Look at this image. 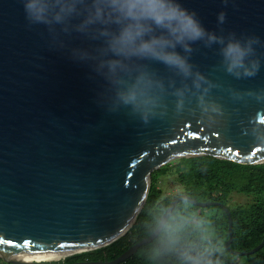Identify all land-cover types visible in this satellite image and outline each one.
<instances>
[{
	"label": "water",
	"instance_id": "obj_1",
	"mask_svg": "<svg viewBox=\"0 0 264 264\" xmlns=\"http://www.w3.org/2000/svg\"><path fill=\"white\" fill-rule=\"evenodd\" d=\"M180 3L195 11L207 30L255 36L264 45V0ZM222 11L226 20L219 24ZM91 47L75 34L53 39L44 26L28 25L21 0H0V258L8 263H124L160 236L159 227L112 261L16 259L80 249L78 254L103 247L81 248L117 241L144 208L154 171L175 160L213 156L264 164V146L248 134L264 102L242 95L264 90V46L256 47L261 59L257 75L235 79L221 67L219 46L194 44L190 62L217 85L208 99L221 106L223 115L208 121L195 100L177 114L170 97L167 115L148 125L126 109L114 110L104 80L90 63L74 57V49ZM152 67L180 85V78L162 64ZM184 199L199 207L224 208L231 253L250 255L264 248V240L249 252L232 248V213L220 202L181 194L169 212Z\"/></svg>",
	"mask_w": 264,
	"mask_h": 264
},
{
	"label": "clouds",
	"instance_id": "obj_2",
	"mask_svg": "<svg viewBox=\"0 0 264 264\" xmlns=\"http://www.w3.org/2000/svg\"><path fill=\"white\" fill-rule=\"evenodd\" d=\"M21 2L29 26H44L53 39L75 34L91 42L90 49H74V57L90 63L104 80L112 93L114 110L126 109L144 125L167 115L170 97L177 114L195 100L201 116L208 121L223 115L221 106L208 99L210 89L217 85L190 62L194 44L219 46L221 67L235 79L255 77L261 67L256 47L264 45L258 37L217 35L207 30L197 13L183 7L180 0ZM217 20L223 24L226 13L220 12ZM154 63L180 78V85L166 80L152 67ZM242 95L264 102V90ZM250 125L249 136L256 145L264 146V112H258ZM183 205L187 209L190 202L184 199ZM157 211V225L167 253L176 255L180 264H213L211 256L220 249L212 246L211 234L204 230V221L196 213H170L166 207ZM189 231L200 233V245L185 242Z\"/></svg>",
	"mask_w": 264,
	"mask_h": 264
},
{
	"label": "trees",
	"instance_id": "obj_3",
	"mask_svg": "<svg viewBox=\"0 0 264 264\" xmlns=\"http://www.w3.org/2000/svg\"><path fill=\"white\" fill-rule=\"evenodd\" d=\"M168 178L181 187L179 195L187 194L202 202H220L229 207L234 222L233 249L249 252L263 242L264 164H241L213 156H201L178 159L154 171L147 202L127 234L106 247L75 254L66 261H112L138 241L149 237L158 227L157 210L160 207L168 208L174 198L166 197L160 187V183ZM236 195L248 197L250 201L244 204L234 202ZM178 210L185 215L194 212L204 221L203 227L211 234L212 246L220 249L211 256L213 264H264V248L243 256L227 249L226 242L230 238L229 216L223 207H199L190 202V207L185 209L182 201L173 212ZM185 242L200 245V233L189 231L185 234ZM1 263L11 264L0 258ZM121 264L180 262L176 255L164 250L160 234L155 241L142 246L134 256Z\"/></svg>",
	"mask_w": 264,
	"mask_h": 264
},
{
	"label": "bare ground",
	"instance_id": "obj_4",
	"mask_svg": "<svg viewBox=\"0 0 264 264\" xmlns=\"http://www.w3.org/2000/svg\"><path fill=\"white\" fill-rule=\"evenodd\" d=\"M133 223L126 229L124 230L118 238L124 236L127 234V232L130 230V228L132 227ZM116 239H112L108 242H105L101 245H93V246H89V247H84V248H81L82 250L83 249H96V248H99L100 247H104L106 245H108L109 243L115 241ZM80 249H74V250H70V251H66V252H60V253H54V254H48V255H42V256H36V257H30V258H24V259H16L14 256H12L14 259L16 260H20V261H26V262H33V261H47V260H53V261H56V260H59L61 259L62 257L64 256H67V255H70L72 253H75L76 251H79Z\"/></svg>",
	"mask_w": 264,
	"mask_h": 264
},
{
	"label": "rangeland",
	"instance_id": "obj_5",
	"mask_svg": "<svg viewBox=\"0 0 264 264\" xmlns=\"http://www.w3.org/2000/svg\"><path fill=\"white\" fill-rule=\"evenodd\" d=\"M177 161V160H175ZM173 161V162H175ZM171 162V163H173ZM160 187L164 190V195L167 197V196H171V197H176L178 196L179 192L181 191V187L174 184L173 181H172V178H168L167 180L164 179L161 183H160ZM178 194V195H177ZM248 201H250V198L248 197H245V196H242V195H236L234 196V202H238V203H247ZM233 202V203H234ZM76 254V253H75ZM75 254H70V255H67V256H64L62 257L61 259H59V261H64L66 260L68 257L70 256H73ZM2 259V258H1ZM5 261V260H4ZM2 264V263H1Z\"/></svg>",
	"mask_w": 264,
	"mask_h": 264
},
{
	"label": "flooded vegetation",
	"instance_id": "obj_6",
	"mask_svg": "<svg viewBox=\"0 0 264 264\" xmlns=\"http://www.w3.org/2000/svg\"><path fill=\"white\" fill-rule=\"evenodd\" d=\"M66 261V260H65Z\"/></svg>",
	"mask_w": 264,
	"mask_h": 264
}]
</instances>
